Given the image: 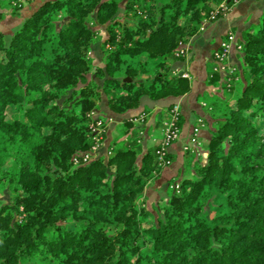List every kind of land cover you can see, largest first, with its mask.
Returning a JSON list of instances; mask_svg holds the SVG:
<instances>
[{
    "label": "trees",
    "instance_id": "16d2710c",
    "mask_svg": "<svg viewBox=\"0 0 264 264\" xmlns=\"http://www.w3.org/2000/svg\"><path fill=\"white\" fill-rule=\"evenodd\" d=\"M222 3L45 1L0 32V184L13 190L0 204V264H264V13L242 43L234 106L219 111L205 163L170 181L177 189L141 202L160 173L157 145L82 160L103 138L102 94L123 114L190 91L178 47ZM93 26L107 34L95 66Z\"/></svg>",
    "mask_w": 264,
    "mask_h": 264
},
{
    "label": "crops",
    "instance_id": "0c3cea01",
    "mask_svg": "<svg viewBox=\"0 0 264 264\" xmlns=\"http://www.w3.org/2000/svg\"><path fill=\"white\" fill-rule=\"evenodd\" d=\"M16 1L18 0H13V2ZM45 1L53 0H38L37 4L28 5L18 10V12L16 11L13 15H9L6 9L0 6V12L5 15L0 22L4 24V21H6L4 29L7 26L9 29V32H0L11 33L20 25L23 19L34 11L39 3ZM263 13L264 0H248L230 6L228 10L223 12L221 18L206 22L203 25L199 37L187 44V59L189 62L186 65L185 72L190 77L191 87L188 93L156 102L146 100L139 108L123 114H113L109 110L107 99L104 96H101V99L97 102L95 114L105 121V131L102 134L100 148L94 153L97 157H105L113 147H133L145 152L157 145L162 136V122L167 118V109L175 104L179 107L181 113L180 137L178 141L169 147L171 164L162 169L158 177L145 189L144 199L148 205H153L163 198L162 195L167 192L170 181L179 180L187 172L190 173V168L187 165L190 160L196 162L198 161L197 157L206 155L211 133L217 128L220 119L218 112L227 108L225 105L231 100L233 101L232 96L238 88L241 89L242 87V84L238 83L234 87L233 93L230 92L229 99L226 98L229 94H226L223 90L224 73L214 60L213 53L219 47L221 41L228 34H231L233 41L228 62L233 70L236 73L240 72L242 76L244 69L242 53L235 48V44L243 43L246 32L255 29L259 25ZM9 16H11V19L16 18V23L15 21L9 23L7 21ZM91 57L95 65L102 63L103 56L99 46L92 45ZM226 68L224 67V71H226ZM214 74L218 75V80L213 84L211 78ZM219 105L224 107L222 108ZM142 113L145 114L143 124L135 126L132 123L127 125L129 119H134ZM199 119H203V126L197 135V143H191L193 128ZM128 136L135 139L132 145L127 141Z\"/></svg>",
    "mask_w": 264,
    "mask_h": 264
},
{
    "label": "rangeland",
    "instance_id": "374dc122",
    "mask_svg": "<svg viewBox=\"0 0 264 264\" xmlns=\"http://www.w3.org/2000/svg\"><path fill=\"white\" fill-rule=\"evenodd\" d=\"M18 1H20V0H18ZM18 1H16V2H13V0H0V6L2 7V8H5L6 9V11H7V13L10 15V14H12L13 15V13H15L16 11L14 10V8L15 7H18V6H16V4L18 3ZM37 4V1L36 2H34V3H24L22 6H20V7H18V8H20V9H22V8H24V7H26V6H28V5H32V4ZM18 12V11H17ZM11 16H9V18H8V22L10 23V22H13V21H15V23H16V18L14 19H11L10 18ZM13 17V16H12ZM7 22V23H8ZM5 23H6V21H4V24H3V22H0V31H6V32H9V29L7 28L8 26H7V24H6V28L4 29V27H5ZM93 29V31H94V33H95V36H94V44H93V46L94 45H96V46H99V50H100V43L103 41V40H105V38L107 37V34H106V32H105V30H104V28L103 27H99V26H93L92 27ZM8 34H10V33H8ZM223 41V40H222ZM221 41V42H222ZM219 48V47H218ZM217 48V49H218ZM216 49V50H217ZM232 49V48H231ZM215 50V51H216ZM239 52H241L242 51V44H241V48L240 49H237ZM101 51V50H100ZM214 51V52H215ZM187 53H188V51H187ZM88 56L92 59V57H91V48H90V51L88 52ZM229 57H230V53H229V56H228V58L226 59V61H225V63H223V65H224V67H227L225 70L226 71H224V68H222V64L220 65V69L221 70H223V73H224V75H223V77H224V82H223V85H224V91H225V93L226 94H229L226 98L227 99H229V97H230V94L231 93H233V91H234V87L238 84V83H241L242 84V87H243V85H244V72L242 71V76H241V73L240 72H235V70H233V67H231L230 66V63L228 62V59H229ZM92 63H93V65L95 66V63H94V60L92 59ZM180 73H182L181 74V76L182 77H184V78H186L188 81H189V79H190V77H189V75L186 73V72H180ZM179 73V74H180ZM243 78V79H242ZM232 83H234V84H232ZM241 87V88H242ZM240 91V88H238L237 90H236V93L232 96V98H236L237 97V95H238V92ZM231 92V93H230ZM102 96H104L105 97V95H103L102 94ZM106 98V97H105ZM101 99V97H99V100ZM98 100V101H99ZM209 99L207 98V101H208ZM61 101H63V99H61ZM230 101V100H229ZM228 101V102H229ZM176 105V104H175ZM219 106H222V108L224 107L223 105H219ZM234 106V103H233V101L231 100L229 103H227L226 105H225V107H227V109H229V108H231V107H233ZM218 115H219V112H218ZM220 117V116H219ZM169 118H170V109H167V118L162 122V129H163V125H164V123L165 122H167V121H169ZM129 121L130 122H132L135 126L136 125H140V124H143L144 123V121H145V114H140V115H138V117H136V118H134V119H129ZM203 126V119H199V120H197V122H196V126H195V128H199V130H200V128ZM199 130H198V133H199ZM94 131H96V134H103L104 133V131H105V128H103V127H99V128H97V129H95ZM162 132H163V130H162ZM126 133H127V131H126ZM129 133V132H128ZM198 133H197V135H198ZM163 134V133H162ZM262 134L264 135V131L262 132ZM163 136V135H162ZM162 136H161V138H162ZM180 137V136H179ZM160 138V139H161ZM197 137H196V143H197ZM134 138L133 137H131V136H128L127 137V141L129 142V144L130 145H132V143L134 142ZM160 141V140H159ZM178 141V140H177ZM101 143V142H100ZM158 144V143H157ZM100 148V144L99 145H96L91 151H92V155H90L89 154V156H92L93 158H98L97 157V155H95L94 153L98 150ZM117 148V147H116ZM129 148H132L134 151H136V153L138 154V159L141 157V155L143 154V153H145V152H142V151H140L139 149H134L133 147H129ZM108 154H109V151L107 152V156H108ZM206 156H207V153H206V155L205 156H202V157H197V159H198V162H200V163H205V161H206ZM197 162V163H198ZM170 164H171V162H170ZM169 164V165H170ZM169 165H167V166H165V167H161V166H159L158 165V168H159V170L161 171L162 169H164V168H166V167H168ZM188 167L190 168V171H192V170H194L195 169V162L193 161V160H190L189 162H188ZM188 174V172L186 173V175ZM172 188H174V190H175V186H173V187H170L169 188V186H167V190L169 191L168 193H171V191L173 190ZM13 196V190H12V187H10L7 183H5V182H2L1 184H0V204H4V203H8L9 201H10V199H11V197ZM142 201H144V198L142 197V199H141V202ZM146 201V200H145ZM166 202V200H164L163 201V203H165Z\"/></svg>",
    "mask_w": 264,
    "mask_h": 264
},
{
    "label": "built area",
    "instance_id": "2783aa9c",
    "mask_svg": "<svg viewBox=\"0 0 264 264\" xmlns=\"http://www.w3.org/2000/svg\"><path fill=\"white\" fill-rule=\"evenodd\" d=\"M37 0H20L16 4V6L20 7L24 3H34ZM248 0H228V3L230 6L237 5L240 2H245ZM230 6L225 5L224 3L220 4V10L222 12L228 10ZM215 14L212 15L210 21L214 20ZM207 22V21H206ZM203 30V27H201V31ZM232 41L233 36L231 34H228L227 37L220 43L219 48L213 53V58L216 61V63L220 66L222 64V68H224L223 63H225L226 59L229 56V53L232 48ZM188 44V43H187ZM187 44L180 43L178 50H177V56H182L187 54ZM236 49H240V44H235ZM180 119H181V113L179 110L178 105H174L170 109V118L169 121L165 122L163 125V136L160 139V141L157 144V148L155 151L157 164L161 167H165L170 164L171 160L169 158V147L175 143L180 136ZM101 123L97 122L96 128L100 127ZM95 128V129H96ZM199 128L193 129V136L191 139V143H196V137L198 133ZM89 159V154L83 155L82 160L87 161ZM75 163H78V160H75ZM175 189H177V186H175Z\"/></svg>",
    "mask_w": 264,
    "mask_h": 264
},
{
    "label": "water",
    "instance_id": "95a60500",
    "mask_svg": "<svg viewBox=\"0 0 264 264\" xmlns=\"http://www.w3.org/2000/svg\"><path fill=\"white\" fill-rule=\"evenodd\" d=\"M182 73L179 74V76H181Z\"/></svg>",
    "mask_w": 264,
    "mask_h": 264
}]
</instances>
